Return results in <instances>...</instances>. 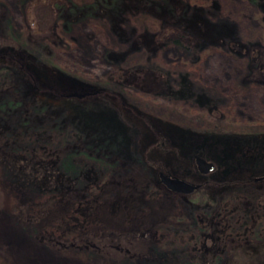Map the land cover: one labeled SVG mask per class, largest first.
I'll return each mask as SVG.
<instances>
[{
	"label": "rangeland",
	"instance_id": "1",
	"mask_svg": "<svg viewBox=\"0 0 264 264\" xmlns=\"http://www.w3.org/2000/svg\"><path fill=\"white\" fill-rule=\"evenodd\" d=\"M35 3L55 6L43 37L38 35L41 29L33 14ZM0 20V36L11 40L27 34L34 42L22 41L20 53L28 52L31 57L21 70L64 93L38 92L37 106H42L41 114L55 119L51 123L39 117L38 108L12 117L15 132H20L17 144H40L45 139L59 145L63 137L73 140L74 131H80V146L86 143L89 155L81 154L78 147L71 154L62 151L61 158V169L73 175L79 185L86 183L79 172L91 164L118 177L172 171L189 182L201 183L193 192L177 196L160 185L155 197L147 201L135 196L128 210L106 219L107 228L122 233V239L150 243L142 251L124 248L127 254L109 264H211V260L215 264H264V255L255 260L243 257L240 239L221 237L207 239L206 246H215L217 253L210 252L203 262L202 251L191 245L193 230L188 224L200 213H213L222 204L221 198L225 200L240 189L260 207L259 217L248 216L264 238V180H248L249 168L223 174L216 167L201 174L191 156L194 139L204 133L264 134V76L256 75L251 57L255 52H247L252 43L264 45V0H0ZM175 38L189 48L179 47ZM153 39L156 42L146 46L145 42ZM238 46L243 52L234 50ZM0 64L20 65L6 57H0ZM133 64L161 66L163 72L168 70L174 76L188 72L194 87L200 86L211 96L213 108L205 113L191 102L130 88L111 91L105 79L113 77L118 67ZM52 65L60 67L59 73ZM18 86L25 85L19 82L15 89ZM93 87L103 91L94 92ZM71 92L89 94L68 97ZM26 95L30 99L29 90ZM185 136H191L188 142L182 141ZM23 191L25 197L40 196L34 185ZM106 192L110 197L122 191L107 188ZM6 215V211L0 212V221L7 219ZM253 242L261 241L255 238ZM36 249L44 259L54 256L43 243L37 242ZM67 257L65 264H97L99 260L93 251L78 255L71 251ZM21 264L39 263L25 260Z\"/></svg>",
	"mask_w": 264,
	"mask_h": 264
},
{
	"label": "trees",
	"instance_id": "2",
	"mask_svg": "<svg viewBox=\"0 0 264 264\" xmlns=\"http://www.w3.org/2000/svg\"><path fill=\"white\" fill-rule=\"evenodd\" d=\"M33 14L38 19V27L41 29L38 35L43 37V31L50 27L49 22L54 18L55 6L35 3ZM163 32L164 30L161 31L159 39L163 37ZM30 38L27 34L19 38L15 36L11 40L0 36V57L14 59L20 64L14 67L0 64V183L2 185L3 182L6 186L2 185L6 193L0 186V212L8 213L6 215L8 218L0 221V264H21L25 260L39 264H65L71 251L77 255L81 251H93L99 257L97 264H109L113 259L127 254L123 251L124 248L132 247L137 251L148 248L150 243L146 239H122L123 236H120L122 233L119 235L108 229L105 220L128 210L135 196L147 201L155 197L160 185L168 194L172 193L175 196L180 194L167 189L158 175L154 176L150 172L146 175L143 173L118 177L91 164L79 172L81 179L86 182L79 185L73 175L61 169L62 151L71 154L73 149L79 147L81 154L89 155L87 144L80 146L83 142V133L78 130L74 131L73 140L63 137L60 146L51 145L45 139L40 144H17L16 139H20V132L19 134L15 132L16 125L12 117L34 112V109L38 108V92L41 90H52L58 94L62 92L60 94L64 95L63 90L56 85H44L34 74L30 72L25 74L21 70L26 68V61L31 57L28 52L20 53L23 51L21 44L23 40L34 43ZM175 39L173 42L179 47L185 50L189 48L187 43ZM154 42L156 39L146 41L145 44L149 47ZM250 46L247 52H255V56L251 55L253 62L255 60L256 63L254 69L257 70L256 75L262 77L264 45L252 43ZM234 50L243 52L240 47ZM52 66L56 72L60 70V67ZM160 67L147 64L118 67L113 77H107L105 82L111 85V91L130 88L143 94L173 98L183 103L191 102L192 105L196 104L202 108L205 113L213 108L214 101L211 96L200 86L194 87L188 72L176 73L174 76L168 70L164 73V68ZM19 82L25 85L24 88L18 86V89H15V84ZM93 89L94 92L103 91L97 87ZM28 90L31 93L30 99H26ZM40 107L38 108L40 118H46L50 123L55 121L50 119L49 115L41 114L43 109ZM59 116L60 114L57 118ZM27 122L26 118L25 130L29 127ZM180 133L185 134L186 131L180 130ZM159 136L164 139L161 133ZM187 137H183L182 141L188 142L191 136ZM193 152L208 161H213L221 168L223 174L234 169L249 168L251 172L248 180L257 174L264 175V172H261L264 165V134L258 132L244 135L228 132L204 133L199 140L194 139ZM194 153L191 155L193 161ZM92 159L96 162L101 161L96 157ZM257 168L261 170L258 171ZM7 181L14 187H8L10 185ZM32 185L39 190L38 198L25 197L23 194V190ZM107 188L122 192L108 197ZM136 189L140 190L139 193H136ZM240 193V189H237L234 195L229 193L225 200L224 197L223 200L221 198L222 204L217 207L218 209L215 208L213 213H200L188 222L193 230L192 244L189 243L192 247L196 246L195 251H202L200 255L203 262L210 252L217 253L214 250L215 246L210 248L206 246L209 237L215 240L220 237L231 241L240 239L239 251L242 249L240 252L246 260H255L264 255L262 242L264 238L255 231V223L251 224V218L248 216L249 213L250 217L258 216L260 207L254 204L250 196ZM213 218L217 220L213 221ZM255 238L261 242H253ZM37 242L47 245L54 256L42 258L36 249ZM211 261V264L216 262Z\"/></svg>",
	"mask_w": 264,
	"mask_h": 264
},
{
	"label": "water",
	"instance_id": "3",
	"mask_svg": "<svg viewBox=\"0 0 264 264\" xmlns=\"http://www.w3.org/2000/svg\"><path fill=\"white\" fill-rule=\"evenodd\" d=\"M89 93H78V92H71L67 93L68 97H78L82 98V96L87 95ZM195 164L198 170L202 173H207L213 171L216 168V165L212 162L207 161L205 158L195 155ZM160 181L165 185V187L169 190H173L178 193L188 194L193 192L197 187V184L191 183L184 178L166 175L164 172L160 171L159 173ZM263 177H256V179H262Z\"/></svg>",
	"mask_w": 264,
	"mask_h": 264
},
{
	"label": "flooded vegetation",
	"instance_id": "4",
	"mask_svg": "<svg viewBox=\"0 0 264 264\" xmlns=\"http://www.w3.org/2000/svg\"><path fill=\"white\" fill-rule=\"evenodd\" d=\"M162 172H164L166 175H169V176L172 175V176H176V177H178V176H177L176 174H174L172 171H170V172L162 171ZM159 173H160V172H159ZM159 173H158V174H159ZM256 177H258V176H256ZM256 177H253V181H261V180H264V178L255 180ZM261 177H264V175H262ZM180 178H181V177H180ZM192 182L195 183V184H197V187L199 188V186H200L201 183H197V182H194V181H192ZM192 182H191V183H192ZM198 188H197V189H198ZM258 214H259V213H258ZM258 214H257V215H258ZM254 217L257 218V217H259V215H258V216H254Z\"/></svg>",
	"mask_w": 264,
	"mask_h": 264
}]
</instances>
